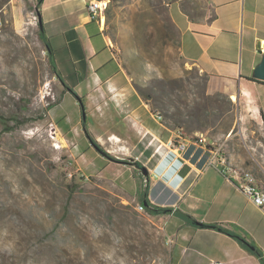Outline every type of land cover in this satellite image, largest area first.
Instances as JSON below:
<instances>
[{
  "label": "rangeland",
  "instance_id": "obj_1",
  "mask_svg": "<svg viewBox=\"0 0 264 264\" xmlns=\"http://www.w3.org/2000/svg\"><path fill=\"white\" fill-rule=\"evenodd\" d=\"M176 1L111 0L105 19L115 51L128 65L138 60L141 81L169 104L153 100L163 114L176 107L193 115L175 130L187 144L222 145L229 161L262 175L264 130L240 121L236 104L181 56L168 20ZM36 2L0 0V115L35 120L4 133L0 121V264H171L164 222L137 210L149 182L134 174L128 186L111 180L127 171L120 165L126 153L111 152L91 131L89 140L76 100L63 101L39 38ZM203 96L212 98L210 114L197 120ZM198 127L203 132H191Z\"/></svg>",
  "mask_w": 264,
  "mask_h": 264
},
{
  "label": "crops",
  "instance_id": "obj_2",
  "mask_svg": "<svg viewBox=\"0 0 264 264\" xmlns=\"http://www.w3.org/2000/svg\"><path fill=\"white\" fill-rule=\"evenodd\" d=\"M201 1L199 8H190L183 0L169 5L180 31V54L209 77L211 90L236 104L240 121H251L264 130V81H254L264 60V0ZM88 4L89 0H44L39 8L62 79V98L76 100L82 116L83 103L88 139L92 132L111 152L126 153L128 160L149 171L145 196L155 208L172 210L156 216L164 222L171 264H263L236 238L196 227L186 218L217 224L246 238L264 259V213L218 165L210 166L213 151L196 142H190L179 157L165 156L164 148L157 151L178 133L159 121L142 98L136 88L142 74L138 60L133 58L131 66L119 59L107 20L92 19ZM183 4L194 20L183 12ZM217 149L223 152L222 145ZM120 165H126L127 171H116L111 180L124 186L129 185L128 174L143 180L134 166ZM131 193L140 194L138 184Z\"/></svg>",
  "mask_w": 264,
  "mask_h": 264
},
{
  "label": "trees",
  "instance_id": "obj_3",
  "mask_svg": "<svg viewBox=\"0 0 264 264\" xmlns=\"http://www.w3.org/2000/svg\"><path fill=\"white\" fill-rule=\"evenodd\" d=\"M44 0H37L36 2V8H37V15L38 18H40L41 14L39 12V8L41 7L42 3ZM111 2V0H110ZM182 10L183 12L191 19L194 20V17L192 15V12L190 11V9L187 7L186 4L182 5ZM168 20L170 21L172 28L175 32V36L178 37L179 41H180V31L178 30V28L176 27V25L173 23L172 18L170 15H168ZM39 25V29H40V33H39V38L42 41L45 49H46V53L48 56V60L49 63L51 65V68L53 70L54 75L56 76V78H58L60 81H62V79L60 78V76L57 73V69L54 63V56H53V50L52 47L50 45V43L47 41V39L45 38V32H44V28L41 29V25L40 22L38 23ZM180 47V44H179ZM257 82H261V80H254ZM136 88L138 90V92L140 93V95L142 96V98L151 106L152 110L154 112H159L162 114L163 118H164V123L166 124V126L168 128H171L172 130H177V129H183V124L190 122L193 118V115H191L190 113L187 114V116L185 117L184 113L181 111L180 108H176L175 106H173L172 104L170 106L175 107L176 112L170 114L168 112V109L166 111L165 114H163V111H161L159 109V107L155 104H153V100L158 101L161 105H162V109H166L168 108V105L166 103L165 100H163L162 97H160L158 95L157 92H155L154 89H149L148 86L143 83V81H140L138 83H136ZM70 92H72L74 95H76L72 90H68ZM203 99L205 100L206 104L203 105V107L198 108L199 113L197 114L198 116L196 117L197 120H199L200 118L202 119V117L207 118L210 114V104L209 101H211L212 98L207 97V96H203ZM228 103L231 105H233V102L231 100L228 101ZM51 109V108H50ZM189 119V120H187ZM0 121L5 125L4 129H3V133L4 132H10L13 131L14 129H16L17 127H22L24 125H26L27 123L31 122V121H35L32 118H27V119H19L17 117H13V118H7L5 116L0 115ZM166 121H171L173 124H169ZM10 122H14L13 126H9L8 124ZM204 128L202 127H198V128H193L191 129V132H203ZM196 141H199V139H196ZM146 195V194H145ZM141 204L145 207V211L151 215V216H158V215H167V214H171L172 210L171 209H166V208H155L154 206L151 205V203L149 202V200L147 199V196L144 197V199L142 200ZM181 215V214H178ZM186 218L191 222L192 225L196 226V227H203V228H210V229H215L218 230L222 233L228 234L233 238H236L245 248H247L248 250L251 249L253 251H251L252 253H254L257 257H259L262 261V263L264 264V259L262 257V252L256 247L253 246L252 244H250L246 238L237 235L233 232H231L230 230L223 228L220 225L214 224V225H205V224H201L198 223L194 220H191V218L189 216H186ZM250 251V250H249Z\"/></svg>",
  "mask_w": 264,
  "mask_h": 264
},
{
  "label": "built area",
  "instance_id": "obj_4",
  "mask_svg": "<svg viewBox=\"0 0 264 264\" xmlns=\"http://www.w3.org/2000/svg\"><path fill=\"white\" fill-rule=\"evenodd\" d=\"M110 0H89L87 11L92 19H99L102 21L105 18V13L108 9ZM157 119L163 121L164 118L161 113H156ZM165 149V156L174 154L179 157L186 153L188 144L186 139L179 132L174 138L168 140L164 147L160 146L157 151L160 152ZM213 157L210 160V166H219L221 170L227 175V179L231 181L257 208L264 213V168H262V175L255 171L245 168L242 164H237L229 161L219 149H214ZM154 178H158L154 175ZM145 182L149 180L145 177ZM138 211L144 212L145 207L141 204L137 208Z\"/></svg>",
  "mask_w": 264,
  "mask_h": 264
},
{
  "label": "water",
  "instance_id": "obj_5",
  "mask_svg": "<svg viewBox=\"0 0 264 264\" xmlns=\"http://www.w3.org/2000/svg\"><path fill=\"white\" fill-rule=\"evenodd\" d=\"M39 22H40V25H41V29H43V21H42L41 16H40V18H39ZM255 77H256L258 80H262V81H264V60H263V62H262V64H261V66L258 68ZM81 104H82V109H83L84 128H85V130H86V119H87V117H86V111H85V107H84L83 103H81ZM86 133H87V130H86ZM87 134H88V133H87ZM89 138H90V136H89ZM90 140H91V139H90ZM95 148H96V149H99L98 147H95ZM101 153H102L104 156H107L105 152L101 151ZM120 163H123V164H131V165L134 166L136 169H138V170L143 174L144 177L147 178V176H149V171L147 170V168H146V167H142V166H140V165H139L137 162H135L133 159H130V160L126 161V162H120ZM147 179H148V178H147Z\"/></svg>",
  "mask_w": 264,
  "mask_h": 264
},
{
  "label": "bare ground",
  "instance_id": "obj_6",
  "mask_svg": "<svg viewBox=\"0 0 264 264\" xmlns=\"http://www.w3.org/2000/svg\"><path fill=\"white\" fill-rule=\"evenodd\" d=\"M105 20H106V19L103 18V19H102V22L105 23ZM54 138H56V137H54ZM54 138H53V139H54ZM57 138H58V137H57ZM56 148H63V147L57 146Z\"/></svg>",
  "mask_w": 264,
  "mask_h": 264
}]
</instances>
